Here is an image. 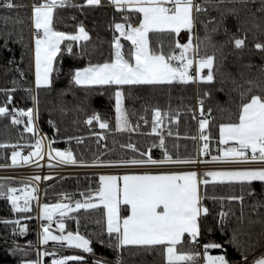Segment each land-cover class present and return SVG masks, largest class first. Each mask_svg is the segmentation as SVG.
<instances>
[{
  "label": "snow or ice",
  "instance_id": "1",
  "mask_svg": "<svg viewBox=\"0 0 264 264\" xmlns=\"http://www.w3.org/2000/svg\"><path fill=\"white\" fill-rule=\"evenodd\" d=\"M65 0H34L31 7L32 33L34 39L35 60V86L39 90L42 86L51 88L54 86V72H60L57 67L58 54L63 55L66 51L73 55L84 56L85 50L75 53L72 42H86L90 39V33L81 22L78 31H59L54 27V10L58 5H63ZM87 5H99L101 0H85ZM111 3L120 10L131 9L136 13V23L131 22L128 15L123 17L124 22H115L111 44L114 51L103 63H93L91 59L83 67L69 68L68 75L71 77L70 84L81 86H115V112L116 128L113 131L128 129L137 131L135 126H130L128 111L124 105V85H135L141 83L156 84L172 81H200L214 82L217 73L220 77L219 91L226 92L229 96L233 91L239 93L240 104L235 117H229L225 122L218 125L219 147L218 153L211 156V161H200L198 157H174L165 146L164 133L160 131L159 147L163 150L161 158H154L151 148L142 150L136 143L129 142L121 145L123 149L132 151L131 155H121L116 159H102L100 156L90 162L77 160L73 152L52 147V139L47 134H41L37 126L39 118V93L32 94V107H8L13 100L11 92L15 89H3L7 93L6 100L0 104V116L10 117L13 124H20L21 118L26 117L24 130L32 133L35 137V147L21 155L19 150L11 153L13 165L20 162L35 163L33 157L40 159L45 155L72 164L103 165V166H134L143 170L125 171L120 174H100L99 186L88 191L90 195H82V199H76L69 203L57 200L54 203H43L39 205L38 186L24 184L22 192L24 203L19 201L21 196L17 195L18 188L0 183V196H6L14 210L21 207L28 210L34 194L37 205L40 208L38 218H42L41 231L38 240L45 245L42 250L36 249V258H24L20 264H45L44 257L51 255L53 258L48 264H68L76 261L78 264H87L85 256L61 255L56 251V244L52 251L47 250L49 241L58 243L61 247H74L92 254L95 259L92 264H124L123 251L129 246L143 248L148 251L159 248L163 255L165 264H242L240 260L231 259L226 251L223 239L204 240L206 234L211 233L214 227H218L222 233L227 234L228 244L235 246L241 254L242 260L246 248L240 236H251L245 232L244 191L257 196L258 192L254 182H259L261 188L259 195L262 197L254 201L252 210L257 213L256 220L248 217L247 223L251 225L259 221L264 225V214L259 209L264 206V65L259 66V74L256 79L243 80L245 73L242 68H251L252 62L237 64L238 72L233 73L224 63L226 56L223 51L227 41L214 39V34L221 30L225 35L231 32L228 27L230 18H233L238 30L248 22L249 17H254L251 11V3L254 0H111ZM7 8L20 7L13 0H5L3 5ZM214 9L218 14L209 15L208 20L201 21L204 24L205 34L200 36L194 32L195 25L200 13H207ZM247 10V11H245ZM258 11L264 12V0H261ZM9 17L5 16L7 22ZM23 23L22 20L18 21ZM211 23L212 27H209ZM113 27V25H109ZM187 30L189 35L185 42L176 39L170 43L169 50L165 51L163 46L156 48L150 42V33L171 32L179 34L181 30ZM118 30L119 34H115ZM3 37L2 47L8 48L11 32L0 33ZM122 37L131 42L126 53ZM68 38L66 48L62 50V41ZM17 39L23 40L22 35ZM231 41L236 49L245 46V37L232 34ZM255 47L264 51V43H256ZM178 49V50H177ZM209 49L211 54H209ZM217 53H220L217 57ZM21 61L24 56L21 55ZM235 63V62H234ZM7 64L12 65L23 76V70L19 68L15 56L8 59ZM9 69L6 67L5 71ZM205 70L206 73H205ZM195 72V75L192 73ZM239 77V78H238ZM15 84L16 81L14 80ZM231 85L228 87L227 85ZM245 84L248 87H245ZM30 93L31 88L27 89ZM258 90V91H256ZM68 89L57 91V108L61 113H67L68 102L64 99ZM211 95L205 92V96ZM199 139L204 141L201 145V153H209L211 139L206 131L212 118L213 109L208 107L205 111L204 96L200 97ZM77 110L80 105H75ZM225 109L221 108V111ZM169 121L178 120V116L169 115ZM87 123L99 122L101 129H108L109 122L97 111L87 116ZM165 119L160 107L153 108L151 132L157 133ZM147 124V119L144 120ZM50 124L56 125V121L50 120ZM169 134L171 130L169 129ZM98 135L103 136L100 132ZM197 137H193L196 139ZM70 139V138H69ZM10 141L0 142V147L8 146ZM115 143V141H114ZM18 148L19 142L12 145ZM19 158V159H18ZM197 162H219L222 167L207 170L204 175L210 177L212 182L239 183L241 195L229 196L228 200L240 201V214L236 216V223L231 226L228 222L229 213L221 210L218 214V223L208 226L203 221L209 208L202 203L200 186L208 185V179H199L196 170L172 171L159 170V166L172 164H195ZM51 165V160L49 161ZM39 166V165H37ZM156 166V167H153ZM49 177H45L47 179ZM30 180H40V176L30 177ZM223 199V198H221ZM75 209H94L103 206L106 216V225L97 234L96 239L101 245H107L116 251V259L108 260L107 257L96 256L93 239L79 230V217H77V230L66 229L64 218L68 212ZM122 206L128 214H122ZM235 215V213H233ZM46 218L47 222H43ZM59 234L50 231L53 219ZM4 223L19 224V231L27 230V225L17 220H7ZM100 223V221H97ZM17 229L13 228V232ZM107 233V238L104 233ZM264 239V232L257 238ZM203 241V243H202ZM28 246L32 241L27 242ZM192 245V247H185ZM213 250H217L215 254ZM252 264H264V255L255 259Z\"/></svg>",
  "mask_w": 264,
  "mask_h": 264
},
{
  "label": "trees",
  "instance_id": "2",
  "mask_svg": "<svg viewBox=\"0 0 264 264\" xmlns=\"http://www.w3.org/2000/svg\"><path fill=\"white\" fill-rule=\"evenodd\" d=\"M261 0H254L251 3V11L254 17H249L248 22L238 30V26L233 18L229 19L228 27L231 32L225 35L223 31L214 34V39L227 41L224 44L223 51L226 56L225 65L233 72L237 73V64H247L252 62L251 68L240 69L245 73L243 80L256 79L259 74V66L264 65V51L255 47L256 43H264V12L258 11ZM5 0H0V33L11 32V39L8 41V48L2 47L4 41L0 36V104L6 98L7 93L3 89H15L11 92L13 100L8 107H32V94L39 93V118L37 125L46 131L52 139L53 148L64 149L69 147L77 160L91 161L100 156L102 159H116L121 155H131L132 151L123 149L121 145L133 142L142 150L147 151L151 148L154 158H161L162 152L156 153L154 146L157 143V136L154 134H143L128 129L113 131L116 128L115 112V86H81L70 84L71 77L68 75L69 68L83 67L91 59L93 63H103L113 53L111 44L115 22H124L123 17L127 14L131 20L137 22L136 13L131 9H117L109 0H102L99 5H87L85 0H65L63 5H58L54 10V27L59 31L75 32L78 31V25L82 22L90 33V39L86 42H72L75 53L85 50L84 56L73 55L64 52L58 54L57 67L60 72H54V86L48 88L42 86L36 89L34 80V63H33V33L30 3L31 0H13L14 4L20 7H4ZM247 11V10H245ZM199 19L195 25V31L200 36H204V24L201 21L208 20L209 15L219 18V14L210 9L207 13H200ZM9 19L5 22L4 17ZM22 20L23 23L18 21ZM109 25H113L110 27ZM209 27H212L209 23ZM115 34H119L116 30ZM232 34L245 37V46L242 49H236L231 41ZM22 35L23 40L17 39ZM180 36L176 33L162 32L150 33V42L153 47L163 46L165 51L169 50L170 43H174ZM68 38L62 42V50L66 48ZM124 51L127 53L131 44L126 38H122ZM178 50V49H177ZM209 54L211 50L209 49ZM21 55L24 56L21 61ZM220 53H217L219 57ZM15 56L19 68L23 70V76L15 67L7 64L10 57ZM235 62V63H234ZM8 71H5V68ZM207 70H205L206 73ZM239 78V77H238ZM16 81L14 84L13 81ZM231 87L230 83L227 85ZM125 96L124 105L128 111L130 126H134L138 120L143 117L147 119L146 128L150 130L152 125L153 108L160 107L162 115H165L163 124L171 129L172 134L167 138L165 146L174 157L186 158L196 157L199 147L204 143L199 137V120L200 115V97L204 96L205 111L208 107L213 109L209 127L206 134L211 136L208 141L210 149L218 145V136L220 123L225 122L229 117H235L240 104L239 93L233 91L231 96L226 92L219 91L220 77L214 82L193 81L181 82H162L156 84H135L122 86ZM245 87H248L245 84ZM31 88L30 93L27 89ZM68 89L64 99L68 102L67 113H61L57 104V91ZM211 95L205 96V92ZM258 91V90H256ZM79 104L77 110L75 105ZM221 108L225 109L221 111ZM93 111H97L101 116L108 120V129H101L99 122L94 121L92 124L87 123V116ZM169 115L178 116V120L169 121ZM199 115V116H198ZM50 120L56 121L53 126ZM26 123V117H25ZM103 132L104 135H98ZM193 137H197L193 139ZM70 138V139H69ZM10 141L6 147H0V164L11 163V153L14 150L24 148L32 149L35 147V137L32 133L24 130V124H13L10 117L0 116V142ZM101 140V142H99ZM19 142L18 148L12 145ZM115 141V143H114ZM0 183L19 186L20 182L10 179H0ZM99 186V172L67 174L61 175L49 181L42 190V198L45 202H55L56 198L64 193L81 195L90 193L89 189H96ZM241 185L239 183L212 182L208 185H201L202 203L209 208V213L204 218V223L208 226H214L218 223V214L221 210L228 212V222L231 226L236 223V216L240 214V201L228 200L229 196L241 195ZM258 195L248 194L247 189L244 195L245 211V232H250L251 236L241 235L240 239L244 242L246 251L244 255L246 260L253 256L264 255V239H257L264 232V225L259 221L248 225V217L256 220L257 213L252 210L254 201L261 199L259 191L261 184L254 182ZM223 198V199H221ZM264 214V206L259 209ZM38 213L37 202H33L30 210L23 212L14 210L10 200L6 196H0V264H20L24 258L35 259L36 249L38 248L39 227L37 224L36 214ZM123 214L127 211L123 209ZM235 213V215H233ZM77 217H79V230L82 234H87L93 239V247L96 256L103 255L108 260L116 259V251L107 245H101L96 236L106 225V216L103 206L94 209H76L69 215H66L64 221L66 229L77 230ZM7 219L10 221L19 219L20 223L27 225V230L19 231V224L4 223ZM100 221V223H97ZM13 228L17 231L13 232ZM227 234L222 233L218 227H214L211 233L205 235L204 240L209 238L220 240L223 239L226 245V251L231 259L242 260L238 249L228 244ZM107 238V233H104ZM32 241L28 246L27 242ZM49 252L52 247L46 246ZM185 247H192L186 245ZM45 248V247H44ZM73 249H63L56 246L59 253L70 252ZM75 251V249L73 250ZM217 250H213L215 253ZM86 260L93 262L95 257L92 254L83 252ZM51 256L44 257L49 261ZM124 264H165L163 255L159 248L148 251L143 248L129 246L123 251ZM72 264H78L73 261Z\"/></svg>",
  "mask_w": 264,
  "mask_h": 264
},
{
  "label": "built area",
  "instance_id": "3",
  "mask_svg": "<svg viewBox=\"0 0 264 264\" xmlns=\"http://www.w3.org/2000/svg\"><path fill=\"white\" fill-rule=\"evenodd\" d=\"M33 3H34V0H31L30 9H31ZM125 15H127V14H125ZM131 22L136 23L133 20H131ZM192 74L195 75V72H193ZM194 81L197 83L199 81V79H196ZM174 121H176V120H174ZM21 123L25 124V117L21 118ZM134 126L138 129L137 132H140L143 134L150 133V134H154L155 136H157V143L154 146L155 152L156 153L163 152V150L159 147L160 131H162L164 133L165 142H166L167 138L172 134V132H171V134H169L170 128L167 127V125L162 123L160 130L157 133H152L151 128H150V130H148L146 128L144 118L141 117ZM38 128H39L41 134H47L46 139L50 138L49 134L46 131L42 130L40 127H38ZM99 142H101V140H99ZM200 148H201V146L199 147L198 154L196 156V157H198V159L200 161H204V160L211 161V156L214 155V153L218 152V146H215L213 149H210L211 151L209 153H201ZM64 149L69 150L70 148L65 147ZM31 150L32 149H30V148H24L21 151L25 155H27V153ZM33 160H35L36 162L35 163L21 162V163H18L16 165H13L12 163L0 164V179H10V180H16V181L20 182V185L16 186V187L18 188L17 195L21 196V200L19 201V203L21 205H23L24 199H23V195H22V192L20 191V189L22 188V186L24 184L30 183L34 187L38 186V193L37 194L39 197V204H41V203L45 202L42 198V190H43L44 186L49 181L53 180L54 178L61 176V175H67V174L96 173V172H100V171L104 170L102 165H92L90 163L72 164V163L63 162V161L55 158V153H53L52 157H49L47 155L46 149H45V155L42 158L37 159V158L33 157ZM50 160H51V165L49 164ZM37 165H39V166H37ZM222 166H224V165H222L219 162H208V163L197 162L195 164H172V165H164V166H159V167H161V169L194 168L198 171H202V170L218 168V167H222ZM35 176H40L41 179L38 181H36L34 179L33 180L29 179L30 177H35ZM45 177H49V178L45 179ZM37 194H34V196H33V199L31 201V207H32L33 202H37V200L35 198V196ZM90 194L91 193H86L84 195H90ZM65 196L70 197L71 201H74L76 199H82V195L64 193V194L59 195L56 198V201L61 200L64 203H69L70 200L65 198ZM19 210L20 211H28L30 209L24 210L21 207V209H19ZM38 214L39 213L36 214V219H37V224H38L39 232H40V224L42 223V220L40 218H38ZM202 243H203V241H202ZM38 248H41V247H38ZM260 256L261 255L253 256L249 260L243 262L242 264H252V262ZM44 261H45V264H48V262H49V261H46L45 259H44ZM87 264H92V262L87 261Z\"/></svg>",
  "mask_w": 264,
  "mask_h": 264
},
{
  "label": "rangeland",
  "instance_id": "4",
  "mask_svg": "<svg viewBox=\"0 0 264 264\" xmlns=\"http://www.w3.org/2000/svg\"><path fill=\"white\" fill-rule=\"evenodd\" d=\"M194 31H195V28H194ZM122 38H126V37H122ZM122 38H121V41H122ZM66 39V38H65ZM127 39V38H126ZM34 42V41H33ZM63 42V41H62ZM113 51H114V47H113ZM33 63H34V80H35V60H34V43H33ZM218 145H219V141H218ZM20 152H21V155H25L21 150H19ZM19 159V158H18ZM21 163V162H20ZM103 166V165H102ZM115 167V168H114ZM153 167H155V166H153ZM103 168H104V170H112V171H115V170H136V169H138V168H135L134 166H131V167H119V166H103ZM160 169H161V167H159ZM104 170H102V171H104ZM203 179H208L209 181H211V178L210 177H206L205 175L203 176ZM43 203H54V202H43ZM43 203H41V204H39V205H42ZM123 206H122V211H123ZM74 210H76L75 209V206L73 205V208H72V210L70 211V212H68L67 213V215H69L71 212H73ZM38 213H40V208L38 207ZM41 220H42V218H40ZM43 222H47V220H46V218H43ZM64 223H65V221H64ZM65 225H66V223H65ZM40 231H41V229H40ZM50 231H55L56 232V234H59V229L56 227V220H55V218L53 219V222H52V226H51V228H50ZM38 247H41L40 249H42V248H44L45 247V245H43V244H41L40 242H39V240H38ZM54 244H56V246L58 247V248H60L61 246L58 244V243H56V242H53V241H49L48 242V246H50V247H52V245H54ZM61 248H63V249H66V250H68V249H75V251H73V250H70V252H66V253H59V254H61V255H68V256H73V255H82V256H85L84 254H83V250L82 249H77V248H74V247H66V246H64V247H61ZM43 250V249H42ZM215 254V253H214ZM53 257L51 256L50 258H49V261L52 259ZM250 259V258H249ZM248 259V260H249ZM247 261V260H246ZM73 263V261H69L68 262V264H72Z\"/></svg>",
  "mask_w": 264,
  "mask_h": 264
},
{
  "label": "crops",
  "instance_id": "5",
  "mask_svg": "<svg viewBox=\"0 0 264 264\" xmlns=\"http://www.w3.org/2000/svg\"><path fill=\"white\" fill-rule=\"evenodd\" d=\"M102 1V0H101ZM111 2V0H109ZM101 4V3H100ZM112 4V3H111ZM194 31V30H193ZM180 36V41L181 43L185 42L188 38V31L187 30H184L182 29L181 32L178 34ZM219 154V153H218ZM216 155V154H215ZM212 169H216V168H212ZM212 169H207V170H212ZM136 170H143V169H136ZM159 170H172V171H188V170H196L194 168H170V169H160ZM207 170H202V171H198V174H199V179L203 180V176H204V173L207 171ZM125 171H131V170H115V171H112V170H104V171H100L99 172V175L100 174H120L122 176V174L125 172ZM202 185V184H201ZM200 190H201V186H200ZM123 214V213H122ZM128 214V212L126 213Z\"/></svg>",
  "mask_w": 264,
  "mask_h": 264
},
{
  "label": "bare ground",
  "instance_id": "6",
  "mask_svg": "<svg viewBox=\"0 0 264 264\" xmlns=\"http://www.w3.org/2000/svg\"><path fill=\"white\" fill-rule=\"evenodd\" d=\"M23 212H26V211H23ZM39 244V243H38ZM42 249H44V248H42ZM45 259V258H44ZM46 260V259H45ZM46 261H48V260H46Z\"/></svg>",
  "mask_w": 264,
  "mask_h": 264
},
{
  "label": "water",
  "instance_id": "7",
  "mask_svg": "<svg viewBox=\"0 0 264 264\" xmlns=\"http://www.w3.org/2000/svg\"><path fill=\"white\" fill-rule=\"evenodd\" d=\"M49 256H51V255H49Z\"/></svg>",
  "mask_w": 264,
  "mask_h": 264
}]
</instances>
